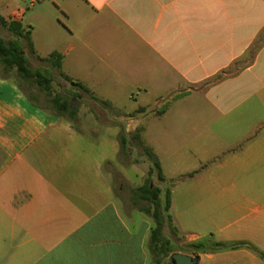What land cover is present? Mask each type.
Returning a JSON list of instances; mask_svg holds the SVG:
<instances>
[{"label":"crops","instance_id":"crops-1","mask_svg":"<svg viewBox=\"0 0 264 264\" xmlns=\"http://www.w3.org/2000/svg\"><path fill=\"white\" fill-rule=\"evenodd\" d=\"M20 1L0 0V14L90 92L67 81L84 100L70 119L0 75V264H163L151 260L147 204L134 199L149 163L133 132L142 127L167 178L173 128L203 109L205 131L220 127L227 144L221 174L196 178L185 213L172 198L177 235L166 224L163 234L257 250L213 247L197 264H264V128L253 134L264 126V0H50L51 12Z\"/></svg>","mask_w":264,"mask_h":264},{"label":"trees","instance_id":"trees-1","mask_svg":"<svg viewBox=\"0 0 264 264\" xmlns=\"http://www.w3.org/2000/svg\"><path fill=\"white\" fill-rule=\"evenodd\" d=\"M0 26L12 36L9 40H5L0 36V64L3 67L4 76L9 77L7 76L8 72L14 71L15 76L13 79L31 102L39 105L37 95L28 93L24 84L36 85L40 92H44L46 96H49L51 94L52 81L54 78L53 70L71 84L77 85L85 91L90 92L83 84L71 79L62 72V57L58 52H52L46 57L37 55L33 49L29 31L23 28L20 22L16 20H7L0 14ZM28 54L38 59L39 62L48 63L49 67L33 68L28 61ZM91 98L99 101V99L93 95H91ZM70 99L71 98L62 97L60 95L50 98L54 112L70 119L73 118L76 109L70 108ZM102 103L108 104L106 101H102ZM141 130L142 127H138L133 132L134 144L140 146L142 154L148 160L149 169L145 182L134 190V199L135 201L143 200L147 202V205L143 206L141 209L150 214L154 222L150 230L149 238L151 260L154 263H161L162 260L168 258L167 264H173L170 255L176 249H174L171 237L163 234V227L166 224L169 227L170 234L174 236L177 235V229L172 225V217L169 214V209L172 205L171 187L153 184L152 178L154 176L162 184L166 182V178L163 174L160 160L155 153L142 142L140 138ZM125 142V137L120 135L121 149H125ZM196 172L197 171L191 172L188 175L193 176ZM213 245L214 246H208L205 242H186L187 249L189 250L191 248L194 250V257L196 259H198L197 253L215 249L213 247H248L257 251L253 245L245 241H236L230 244L215 242ZM188 250L183 252L187 253ZM258 254L264 259V254L260 252H258Z\"/></svg>","mask_w":264,"mask_h":264},{"label":"rangeland","instance_id":"rangeland-1","mask_svg":"<svg viewBox=\"0 0 264 264\" xmlns=\"http://www.w3.org/2000/svg\"><path fill=\"white\" fill-rule=\"evenodd\" d=\"M10 5L15 7L16 2L19 0H7ZM31 0L20 1L21 5L25 6L27 9ZM37 9L43 12H51L53 9L52 2L50 0H37L34 2ZM0 36L5 40L12 38L6 30L0 26ZM263 36L261 37V39ZM33 68H46L49 67L46 62L33 61L30 63ZM54 78L52 81L51 94L46 96L44 92H40L36 85L24 84L27 88L28 93L36 94L38 98V103L42 106L52 109L50 98L60 95L62 97H68L72 100H76V107L78 109L81 103L84 102L82 98L75 97L74 88L60 75L54 71ZM0 75L4 76L3 67L0 64ZM7 76L14 78L15 72H8ZM53 110V109H52ZM205 110H191L188 115L193 120V124L186 126L184 124H179L173 128L174 140L169 145H174L171 149L174 152H168L167 147H165V154L162 155L166 166L168 167L165 183H161L155 176L152 182L157 185L169 186L172 190L173 198V212L185 213L188 210V194L189 191L196 181V178L200 175L206 174L211 168H215L214 175L219 176L221 174L220 163L225 158L228 152L227 144L225 142L224 136L221 133V128L217 127L212 133H207L205 127L207 124L202 122ZM182 118V119H181ZM179 118V123L183 122L185 119V114ZM264 128L263 125L256 126L253 129V134L257 133L260 129ZM242 142L233 144L232 147L238 148ZM233 148V149H234ZM134 154L140 156L142 150L140 146L134 147ZM197 171L193 176L188 174ZM142 204H147L146 202H141ZM175 209V210H174ZM171 213V211L169 212ZM166 235H171L169 229L165 228ZM172 236V235H171ZM175 240L174 249H181V251H187L186 241L181 235ZM173 253V252H172ZM171 253V254H172ZM167 259L164 260L163 264H167Z\"/></svg>","mask_w":264,"mask_h":264},{"label":"water","instance_id":"water-1","mask_svg":"<svg viewBox=\"0 0 264 264\" xmlns=\"http://www.w3.org/2000/svg\"><path fill=\"white\" fill-rule=\"evenodd\" d=\"M76 107V100H71L70 108L74 109ZM170 259L173 264H196L197 260L194 256L181 251H175L170 255Z\"/></svg>","mask_w":264,"mask_h":264}]
</instances>
